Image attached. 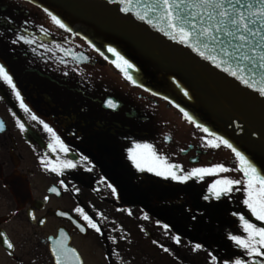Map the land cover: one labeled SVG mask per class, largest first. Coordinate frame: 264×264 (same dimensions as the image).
Masks as SVG:
<instances>
[{
	"label": "flooded vegetation",
	"instance_id": "obj_1",
	"mask_svg": "<svg viewBox=\"0 0 264 264\" xmlns=\"http://www.w3.org/2000/svg\"><path fill=\"white\" fill-rule=\"evenodd\" d=\"M18 34L34 42L13 44ZM0 64L21 96L0 80V264H264L230 238H249L241 216L264 221L244 203L249 177L239 159L208 146L217 136L33 0H0ZM69 160L76 167H64ZM167 165L177 177L213 172L181 182ZM224 178L242 183L217 198L210 188Z\"/></svg>",
	"mask_w": 264,
	"mask_h": 264
},
{
	"label": "water",
	"instance_id": "obj_2",
	"mask_svg": "<svg viewBox=\"0 0 264 264\" xmlns=\"http://www.w3.org/2000/svg\"><path fill=\"white\" fill-rule=\"evenodd\" d=\"M33 1L83 36L133 83L165 97L194 123L229 141L264 175V95L257 91L264 79L259 75H245L249 87L225 72L226 64L215 66L222 59L218 51L197 45L205 55L217 56L213 62L179 42L178 35L173 39L162 9L152 7L154 0Z\"/></svg>",
	"mask_w": 264,
	"mask_h": 264
},
{
	"label": "snow or ice",
	"instance_id": "obj_3",
	"mask_svg": "<svg viewBox=\"0 0 264 264\" xmlns=\"http://www.w3.org/2000/svg\"><path fill=\"white\" fill-rule=\"evenodd\" d=\"M126 2L131 3V0H126ZM157 6L162 9L163 19L166 21L168 28L173 31V39H176L178 35L179 42L187 44L188 47L199 52L200 56L213 62L217 61V56L205 55V52L200 51L197 45L212 52L218 51L222 59L216 62L215 66L220 68L221 64H226L227 67H224L223 70L229 72L231 76L241 80L249 87L252 86V83L250 79H245V75L253 79L259 75L261 79H264V0H251V2H248V0H194L193 4L187 3L186 0H154L152 7L155 8ZM241 8L245 10L242 11ZM195 9H203L204 11L200 12ZM122 11H128V9L125 8L122 9ZM140 19H145V16L141 15ZM52 20L59 25V27H65L55 16H52ZM19 41L25 43L34 42L18 34L12 43L16 44ZM109 51L114 52V49H109ZM124 63L128 64L127 61H124ZM233 63L236 65L235 68H232ZM128 67H131V65L128 64ZM129 79H131V77H129ZM0 80L15 91L16 84L13 81V77L2 64H0ZM257 91L261 95H264V87L258 88ZM15 95L17 99H21L19 91H15ZM21 107H24L22 100ZM107 107L115 109L117 105L112 100H108ZM25 111H28V109L25 108ZM184 115L190 121L192 120V117L188 116L187 113H184ZM32 119L36 120L37 117L33 115ZM20 127L23 128V125H20ZM44 127L49 132L52 131L47 124H45ZM197 127H200V125H197ZM0 131H3L2 124H0ZM203 131L208 132L209 130L203 128ZM216 139L220 142L213 143L209 141L208 146L218 148L223 144L230 148L239 159L242 165L239 171L243 172L246 177H249L247 185L248 199H246L244 203L251 209L256 219L264 221V175L258 174L256 167L253 166V164H251L229 141L221 139L220 137H216ZM138 147L151 150V145H142ZM151 155L155 159H159L154 152H152ZM130 159H133L138 169L141 171L144 170L140 162L136 160L134 156H130ZM64 167L74 168L76 165L69 160L64 164ZM175 167L177 166L167 165V175H170L174 180L179 179L181 182L191 178L193 175L199 176L203 173L211 174L213 169L224 173L233 171V169H229L223 164H217L213 166V169H192L187 176L177 177L172 171ZM51 170L56 171L55 168ZM148 170L152 171L153 169L149 168ZM156 175H164V172L156 171ZM61 183L63 184V181H61ZM241 183V180L224 178L217 181L210 188V192L219 198L222 194H228L233 190H239L234 189L233 186L240 185ZM257 184L259 185L258 188L255 186ZM217 185L221 187H217ZM50 191L59 194L55 187L51 188ZM113 191H115V189H113ZM205 199H208V197L205 196ZM76 211L81 213L83 219L88 222L90 227L95 228L98 232L100 231L97 224L92 222L90 217L83 214L80 208H77ZM240 219L244 221V230L249 233V238L242 239L237 236H232L230 238L235 241L238 246L246 249L249 256H264V252L260 251V249H264V227H257L245 220L243 216H241ZM41 223H43V221H41ZM81 230H84L83 227H81ZM0 236H3V233H0ZM178 240L179 238H177V242ZM252 241H255L259 247L254 246ZM3 243L6 244L8 248L13 247L7 239H4ZM198 248H200V245H195L194 250ZM165 251H167V249H165ZM57 264H60L59 260H57ZM235 264H242V262L241 260H236Z\"/></svg>",
	"mask_w": 264,
	"mask_h": 264
}]
</instances>
